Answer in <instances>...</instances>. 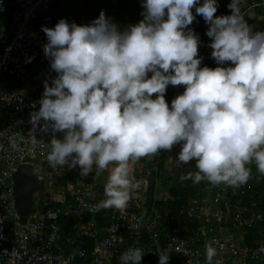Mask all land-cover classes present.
Wrapping results in <instances>:
<instances>
[{"label":"clouds","instance_id":"obj_1","mask_svg":"<svg viewBox=\"0 0 264 264\" xmlns=\"http://www.w3.org/2000/svg\"><path fill=\"white\" fill-rule=\"evenodd\" d=\"M59 3L74 10L69 12L71 23L61 19L55 27L42 28L47 36L44 52L55 72L30 86L45 89L39 110L31 113L30 133L35 148L36 129L51 132L47 161L53 168L69 170L53 184L47 182L38 208L44 198H59L69 179H82L71 173L77 166L80 175L91 180L90 173L98 175L115 163L104 197L91 180L100 201L97 210L123 209L141 194L146 206L140 212L143 222L147 220L142 228L147 231L155 219V230L157 176L151 175L156 179L152 203L147 198L150 179L140 185L129 162L171 151L175 145H180L179 163L194 161L197 169L181 175V181L239 187L250 179L246 165L253 161L264 174V31H254L245 20L241 0H231V15L220 16L215 15L218 0H142L143 19L123 29L104 9L86 12L93 21L85 25L74 0L58 1L52 14ZM196 16L209 25L206 35L212 38L215 68L204 66L199 56L200 36L189 27ZM169 85H182L171 106L165 99ZM188 216L203 220L194 233L212 222L205 213L190 216L188 211ZM62 235L67 239L63 229ZM215 243L205 245L206 264H223L214 260L219 255ZM145 248L130 247L120 264H141ZM157 253L159 264H169L170 253Z\"/></svg>","mask_w":264,"mask_h":264},{"label":"built area","instance_id":"obj_2","mask_svg":"<svg viewBox=\"0 0 264 264\" xmlns=\"http://www.w3.org/2000/svg\"><path fill=\"white\" fill-rule=\"evenodd\" d=\"M58 1L72 0H2L0 5V145L4 146V150L0 151V264H120L122 253L130 247L144 248L146 245L149 251L160 248L161 240L154 230L156 220L148 224L150 239L145 244L141 243L144 214L132 212L136 208L133 203L114 210L109 223L102 224L96 219L100 212L96 206L100 201L90 179H69L67 187H62L59 198L42 199L32 219L22 229L18 228L13 173L22 164L37 162L38 174L47 182L54 183L59 174L69 170L66 166L53 168L47 161L51 132L42 133L37 128L35 134L39 143L35 148L30 133L31 113L39 110V100L45 91L30 86L39 82L44 74L55 72L44 52L47 36L42 28L55 27L52 9ZM218 4L215 15H230L224 10L223 0H218ZM104 12L109 16L108 12ZM193 13L195 15V8ZM248 23L255 31L256 25ZM189 27L200 36L198 52L203 57L204 66L217 67L211 57L213 49L209 46L212 38L206 35L209 25L203 16H196ZM57 135L62 138L63 133ZM246 167L251 168L250 181L264 180V174L258 171L255 161ZM234 192V196H230L228 192L221 193L219 189L206 186L204 193L198 194L200 199L189 204V215L205 213L207 219L216 224L232 218L236 230L239 226L245 229L223 235L219 228L209 233L206 228L200 227L187 238L170 235L166 249L180 255L182 264H204L205 245L211 241H216L213 246L219 253L214 260L220 259L223 264H264V209L260 210L258 206L262 204L264 207V194L259 193L258 202L252 203L253 208L241 215L235 199L239 194L248 193L236 189ZM223 200H227L224 209ZM50 202L54 204L46 206ZM73 210L77 235L90 237V241L84 239L75 242L76 247L66 248L59 221L62 213ZM256 227L260 228V239L255 244H249L245 237L249 229ZM122 238L125 242L133 239V242L123 246L120 244Z\"/></svg>","mask_w":264,"mask_h":264},{"label":"trees","instance_id":"obj_3","mask_svg":"<svg viewBox=\"0 0 264 264\" xmlns=\"http://www.w3.org/2000/svg\"><path fill=\"white\" fill-rule=\"evenodd\" d=\"M203 2V0H201ZM231 0L224 1V10L225 12L231 15V9L228 8V4L231 3ZM60 4V3H59ZM57 4L54 8V19L55 25L61 19H65V10L62 7H58ZM84 6L87 8L88 13H92L93 10L96 12L99 10H106L112 17V21L119 26H126L127 24L138 23L143 19L142 13L144 8L142 6V0H83ZM251 7V11L246 12L244 15L245 20L248 22L252 19V23L255 26V31H264V0H242L241 1V13ZM77 14V13H76ZM96 16V15H94ZM79 24V21L76 22ZM20 86L22 84H19ZM182 85L172 86L169 85L165 94V99L171 106V101L180 95ZM154 96L157 94H153ZM180 151V145H175L171 151L161 150V153L155 154L150 157H142L133 168V174L135 178L140 181V185L151 178L152 173L157 176V193L158 197L154 203V209L156 210L158 217V225L155 228L160 236V248H154L153 251H148L147 248L144 249L145 255L142 259V264H158L157 260L159 259L158 251L161 249L166 250L170 253L169 263L171 264H182V257L179 255H174L172 252L166 249L167 242L171 234H177L181 237H189L194 234V228L203 221L200 217L194 219L189 218L188 216V205L193 200H199L200 196L198 194L204 193V188L210 186L215 189H219L221 193L228 192L230 196H234L235 189L238 191L246 190L248 195L239 194L236 197V201L239 204V213L241 215L250 211L253 207L252 203L258 202L259 193L264 194V180L258 182L255 180H248V182L239 187L233 186H214L208 181H201L199 184H194L192 180H180L181 175H187L189 172H195V162H190L188 164H181L178 161V153ZM53 184V182H52ZM67 187V183H63ZM137 194V193H136ZM226 199V198H225ZM68 200H71L70 198ZM228 200V199H227ZM227 200H223L222 207L224 209V204ZM135 205V209L132 210L134 213H139L146 206L144 202V197L141 194L134 195V198L131 197L128 204ZM149 202L148 204H150ZM248 204L245 206V204ZM54 202H50L46 206H52ZM260 210H263L264 207L258 205ZM257 207V208H259ZM76 208H74L75 210ZM255 209V208H254ZM67 212L62 213L60 218V225L65 232L67 239L64 240L66 248L76 247V243L84 240L89 242L90 237H81L77 235L75 225H77V220L75 213ZM115 208L111 209H102L99 214L96 216V219L102 224H108L111 218V214ZM206 230L211 233L215 229L219 228L220 233L223 235L229 234L231 231L239 233L240 229L244 230V227H233L232 218L227 222L224 219L221 224L209 222L205 225ZM141 243H147L150 239L149 233L143 230ZM65 237V238H66ZM246 241L250 243H256L260 239V228L249 229L246 235ZM74 239V243H71ZM133 242V239L129 240ZM125 242L122 238L120 244L126 246L129 243ZM76 242V243H75ZM206 264V260L204 262Z\"/></svg>","mask_w":264,"mask_h":264},{"label":"water","instance_id":"obj_4","mask_svg":"<svg viewBox=\"0 0 264 264\" xmlns=\"http://www.w3.org/2000/svg\"><path fill=\"white\" fill-rule=\"evenodd\" d=\"M38 163L22 164L12 175V183L16 186L15 203L19 219L17 220L18 228L22 229L37 212L38 197L45 195L47 191V179L40 177L37 172ZM155 177L150 178L148 200L153 203L154 200ZM148 210L150 211L151 208ZM147 220L143 222L146 226Z\"/></svg>","mask_w":264,"mask_h":264},{"label":"crops","instance_id":"obj_5","mask_svg":"<svg viewBox=\"0 0 264 264\" xmlns=\"http://www.w3.org/2000/svg\"><path fill=\"white\" fill-rule=\"evenodd\" d=\"M58 7L64 8L65 13H66L65 19L68 22H70L69 21V12L71 13L73 6L70 5V4H66V5L59 4ZM129 163H130V167L133 169L134 168V165L136 164V161H130ZM116 166L117 165L115 163H111V164H109V166H108L107 169L100 170V172H99L98 175H96L95 172H92V173H90L87 176V177L91 178L92 181H94L96 184H98L101 187V190L100 191L102 192L103 197H104V186L107 183L108 176H109L111 170L114 169ZM71 173H72V175L77 176L78 178H83V179L85 178V177H82L80 175V167L79 166H77L76 167V170H74L73 172L71 171ZM156 184H157V182H156Z\"/></svg>","mask_w":264,"mask_h":264},{"label":"rangeland","instance_id":"obj_6","mask_svg":"<svg viewBox=\"0 0 264 264\" xmlns=\"http://www.w3.org/2000/svg\"><path fill=\"white\" fill-rule=\"evenodd\" d=\"M75 2H77L76 4L80 7L77 9V16L79 18L83 16L85 25L90 24L93 20L88 21L87 14H86L87 8L84 6L83 1L82 0H74V3ZM73 10H74V7H73Z\"/></svg>","mask_w":264,"mask_h":264}]
</instances>
